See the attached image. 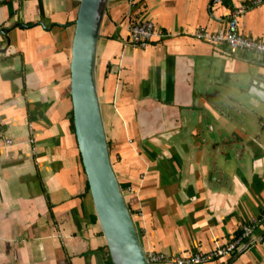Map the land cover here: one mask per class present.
<instances>
[{
    "label": "crops",
    "instance_id": "0c3cea01",
    "mask_svg": "<svg viewBox=\"0 0 264 264\" xmlns=\"http://www.w3.org/2000/svg\"><path fill=\"white\" fill-rule=\"evenodd\" d=\"M254 0H106L94 76L110 162L145 254L186 256L255 235L221 264H264V59L193 39L237 10L264 41ZM79 0L0 6V264H103L71 127ZM151 22L144 50L129 26ZM109 69V70H108ZM259 241V239H261Z\"/></svg>",
    "mask_w": 264,
    "mask_h": 264
},
{
    "label": "water",
    "instance_id": "95a60500",
    "mask_svg": "<svg viewBox=\"0 0 264 264\" xmlns=\"http://www.w3.org/2000/svg\"><path fill=\"white\" fill-rule=\"evenodd\" d=\"M106 0H79L70 61L74 135L93 209L112 264H148L112 169L95 85L94 62Z\"/></svg>",
    "mask_w": 264,
    "mask_h": 264
},
{
    "label": "built area",
    "instance_id": "2783aa9c",
    "mask_svg": "<svg viewBox=\"0 0 264 264\" xmlns=\"http://www.w3.org/2000/svg\"><path fill=\"white\" fill-rule=\"evenodd\" d=\"M27 0H0V6L6 3ZM129 5H133L135 0H127ZM219 3L220 0H215ZM264 0H254L252 5H262ZM244 12L239 9L234 12L225 23L224 27L215 33L204 29L197 30L193 34V39L212 46H224L231 54H249L257 59H264V41H257L246 38L239 34L237 18ZM156 36L154 25L151 22H138L129 26L128 45L135 50L146 49ZM0 121V141L6 146H12V141L7 139L1 129ZM124 196V193L122 191ZM264 218V214H263ZM259 220L244 224L239 235L230 243L218 247L209 252L197 251L186 256H166L164 254H146L148 264H221L225 259L233 258L239 253L243 245L249 241L256 233ZM264 238V236H263ZM259 239V241H261Z\"/></svg>",
    "mask_w": 264,
    "mask_h": 264
},
{
    "label": "trees",
    "instance_id": "16d2710c",
    "mask_svg": "<svg viewBox=\"0 0 264 264\" xmlns=\"http://www.w3.org/2000/svg\"><path fill=\"white\" fill-rule=\"evenodd\" d=\"M109 70V69H108ZM71 127H72V130L74 132V126H73V115L71 114ZM107 148H108V153H110V150H109V144L107 143ZM110 155V154H109ZM84 172V171H83ZM120 185V189L123 191L124 190V186L122 184H119ZM86 193L89 195V189H88V185H87V188H86ZM90 196V195H89ZM129 210V208H128ZM130 212V210H129ZM131 214V212H130ZM132 216V214H131ZM97 218L95 217V222H96ZM102 235V234H101ZM104 249V256H105V259L103 261V264H112L111 263V259H110V256H109V252H108V249H107V246L106 244L104 245L103 247Z\"/></svg>",
    "mask_w": 264,
    "mask_h": 264
},
{
    "label": "rangeland",
    "instance_id": "374dc122",
    "mask_svg": "<svg viewBox=\"0 0 264 264\" xmlns=\"http://www.w3.org/2000/svg\"><path fill=\"white\" fill-rule=\"evenodd\" d=\"M100 112H101V108H100ZM101 117H102V114H101Z\"/></svg>",
    "mask_w": 264,
    "mask_h": 264
}]
</instances>
